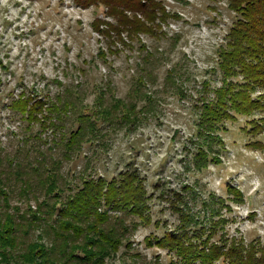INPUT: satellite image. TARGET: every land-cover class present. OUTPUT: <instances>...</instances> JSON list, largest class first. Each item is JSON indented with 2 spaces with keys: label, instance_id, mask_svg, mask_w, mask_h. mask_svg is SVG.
<instances>
[{
  "label": "rangeland",
  "instance_id": "1",
  "mask_svg": "<svg viewBox=\"0 0 264 264\" xmlns=\"http://www.w3.org/2000/svg\"><path fill=\"white\" fill-rule=\"evenodd\" d=\"M154 2L151 34L131 38L112 30L101 5L0 0L2 164L39 153L44 168L55 160L65 178L55 207L82 180L137 177L140 215L101 206L108 220L73 243L67 264L85 256L89 264H186L165 245L184 232L200 247L234 239L264 249V57L238 63L229 54L239 12L228 0ZM55 102L63 113L49 111ZM79 123L88 133L69 155L63 142ZM2 168L0 219H28L27 192L43 191L54 172L17 178ZM101 226L112 245L98 237ZM37 228L16 233L14 248L0 242V264H45L34 258L37 246L27 256Z\"/></svg>",
  "mask_w": 264,
  "mask_h": 264
},
{
  "label": "trees",
  "instance_id": "2",
  "mask_svg": "<svg viewBox=\"0 0 264 264\" xmlns=\"http://www.w3.org/2000/svg\"><path fill=\"white\" fill-rule=\"evenodd\" d=\"M77 6L81 8H87L89 6L101 5L106 9L107 15L111 16L117 26H113L112 30L118 33L119 29L128 33L127 36L131 38L135 37L139 33H150L152 23L158 19L155 18L156 5L154 0H73ZM233 10L239 12L238 22L232 29L233 39V59L238 63H244L243 57L255 58L257 56L264 57V0H228ZM157 13L164 15L162 9H158ZM99 32V30H98ZM151 34V33H150ZM246 102L255 106V103L251 102L247 98ZM36 104V103H35ZM34 104V106H35ZM61 103L55 102V104H49V111L61 112L65 107L60 105ZM16 107L21 112L25 111L26 103L21 101V105L16 104ZM39 110V109H37ZM71 110V107L69 108ZM36 111V110H35ZM218 111V110H217ZM34 112V111H33ZM33 112H30L32 114ZM212 113V112H211ZM209 113V114H211ZM217 118V116H216ZM82 117L79 118L81 120ZM88 123V122H87ZM87 123H79V129L74 136L68 135V138L64 140V151L70 152L71 147L77 142V138L80 135L88 133ZM89 124V123H88ZM85 127H82V126ZM16 157V158H15ZM12 160L5 161L0 166L10 170V173L17 175V178L26 176L29 173L41 177L40 173L52 170L50 178H55V182L50 183L41 192L32 191L27 192V200L34 201V212L26 216L16 218H4L0 219V242H10L11 247L16 246L15 239L16 233L19 235L22 232L25 235H32L34 230L40 227V231L37 230L35 239H29L26 249L29 250L27 256H32V249L36 252V259H43L44 263L51 264H67L68 260L72 257L70 249H72L73 243L81 241L91 231L95 230L93 226L97 224L105 223L108 220L102 211L98 212L101 206L109 207L112 209L129 210L131 214H139V210L142 207L139 205L141 196L139 194V188L137 187V177L134 175H127L118 177L115 180L104 182L102 178H98L96 181L93 179L82 180L80 187L76 192L68 197L65 203L61 206H54L56 199L60 198V184H65L64 177H60L57 170H60V165L54 166L56 161H52L49 167H42L43 154L39 153V160H33V162L23 163L20 156L17 155ZM43 164V163H42ZM48 166V163L44 162ZM2 168V170H4ZM5 171V170H4ZM56 178L57 184H56ZM56 187L53 191L51 188ZM45 190V191H44ZM29 193V194H28ZM26 210H33L27 206ZM53 210H56L53 212ZM38 214L39 216H36ZM54 215V216H53ZM140 215V214H139ZM7 220V221H6ZM14 226H18L14 229ZM25 230H24V228ZM97 229V235L101 240L106 241L109 245L113 242L107 240V232L104 227ZM107 229V228H106ZM47 240L46 245L42 244L43 240L40 235ZM194 236L187 237L184 232L180 236L168 237L169 240L165 245L175 250L178 255H181L186 264L198 258L199 264H213L214 261L222 259V264H264V249L262 246L249 242L244 244L241 241H234L229 245H217L214 243L209 244L206 247L202 243V247L192 242ZM197 238V237H196ZM15 243H14V242ZM44 243V242H43ZM223 249V250H221ZM77 264H89L91 261L86 258L76 257Z\"/></svg>",
  "mask_w": 264,
  "mask_h": 264
}]
</instances>
